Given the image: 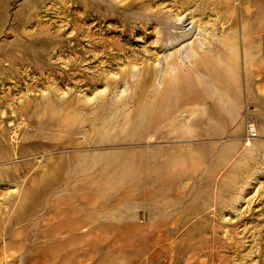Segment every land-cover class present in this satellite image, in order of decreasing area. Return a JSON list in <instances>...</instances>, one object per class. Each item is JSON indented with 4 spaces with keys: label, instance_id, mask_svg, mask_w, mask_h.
Wrapping results in <instances>:
<instances>
[{
    "label": "rangeland",
    "instance_id": "1",
    "mask_svg": "<svg viewBox=\"0 0 264 264\" xmlns=\"http://www.w3.org/2000/svg\"><path fill=\"white\" fill-rule=\"evenodd\" d=\"M0 264H264V0H0Z\"/></svg>",
    "mask_w": 264,
    "mask_h": 264
},
{
    "label": "bare ground",
    "instance_id": "2",
    "mask_svg": "<svg viewBox=\"0 0 264 264\" xmlns=\"http://www.w3.org/2000/svg\"><path fill=\"white\" fill-rule=\"evenodd\" d=\"M182 29V28H181ZM185 34L186 33H184V34H182V35H180L181 36V38L182 37H185ZM221 43L223 44V46H224V48H223V53H224V55H225V59L227 58V60L229 61V63H227L226 62V60L223 62V61H221V63L223 64V65H227V72H231V75H233V73H234V71H235V68H236V66L238 65V58H239V51H238V45H237V43L236 42H230L229 41V39H222L221 40ZM194 54H197V53H194L193 52V55ZM246 54L249 56V53H247L246 52ZM201 64H200V66H206V67H210V65H212V63L210 62V60H207V58L205 57V58H201ZM217 64H218V62H217ZM150 74H152V72L150 73ZM171 76H172V82H173V84H172V86L170 87V90L172 91H174V88L182 81V76L179 74V73H172L171 74ZM150 78H151V75H150ZM148 76H144L143 78H142V80H141V86H140V88H141V90H143V89H145L146 88V86H147V84H149V82H150V79ZM223 96H226L225 95V92H223V94H222V98H223ZM223 105H224V107L227 109V110H231L234 114H239V111H240V106L238 105V104H235V106L234 107H230L229 105H228V102H226V101H224L223 102ZM154 107V105H152V108ZM148 109H151V107L149 106L148 107ZM149 114H150V112H149ZM232 116H234V115H232ZM261 133H262V131H261ZM256 136V135H255ZM161 257L162 256H160L158 259H157V261H156V263H159L160 262V259H161ZM155 263V262H154Z\"/></svg>",
    "mask_w": 264,
    "mask_h": 264
},
{
    "label": "built area",
    "instance_id": "3",
    "mask_svg": "<svg viewBox=\"0 0 264 264\" xmlns=\"http://www.w3.org/2000/svg\"><path fill=\"white\" fill-rule=\"evenodd\" d=\"M250 131H253V130H250ZM254 136V135H253Z\"/></svg>",
    "mask_w": 264,
    "mask_h": 264
}]
</instances>
